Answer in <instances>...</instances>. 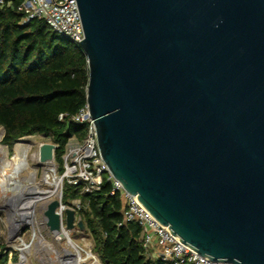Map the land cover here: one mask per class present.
Here are the masks:
<instances>
[{
    "label": "water",
    "instance_id": "1",
    "mask_svg": "<svg viewBox=\"0 0 264 264\" xmlns=\"http://www.w3.org/2000/svg\"><path fill=\"white\" fill-rule=\"evenodd\" d=\"M77 3L111 174L201 255L264 264V0ZM55 148L40 143L39 160ZM60 205L44 212L52 231ZM64 212L74 228L76 210Z\"/></svg>",
    "mask_w": 264,
    "mask_h": 264
},
{
    "label": "trees",
    "instance_id": "2",
    "mask_svg": "<svg viewBox=\"0 0 264 264\" xmlns=\"http://www.w3.org/2000/svg\"><path fill=\"white\" fill-rule=\"evenodd\" d=\"M4 1L0 6L2 142L11 151L21 137L35 133L50 136L56 144L58 171L63 173L70 138L83 139L87 129V122L73 119L87 106V56L76 42L60 36L44 19L24 22V14L17 9L21 0ZM73 199L81 204L79 215L104 263L169 264L145 253L142 227L138 222L124 221V200L119 192L112 193L106 175L100 190L92 193L64 180L62 201L68 204ZM9 259L0 244V264Z\"/></svg>",
    "mask_w": 264,
    "mask_h": 264
},
{
    "label": "built area",
    "instance_id": "3",
    "mask_svg": "<svg viewBox=\"0 0 264 264\" xmlns=\"http://www.w3.org/2000/svg\"><path fill=\"white\" fill-rule=\"evenodd\" d=\"M4 3V0H0V6ZM17 9L24 14V22L34 18L44 19L60 36L67 37L76 43L85 37L77 0H21ZM62 117L61 114L60 118ZM73 119L77 122H87V129L83 139L72 136L67 144L63 156L64 171L61 176L63 180L73 185H82L83 192L92 193L100 190L106 175L112 183V193L119 192L124 200V221H135L142 227V245L149 256L160 258L169 264H235L229 261H212L201 255L187 246L166 225L160 223L109 171L102 157L96 126L87 106L73 116ZM68 207L70 206L61 201L57 211L63 217ZM77 207L80 208L79 205Z\"/></svg>",
    "mask_w": 264,
    "mask_h": 264
},
{
    "label": "rangeland",
    "instance_id": "4",
    "mask_svg": "<svg viewBox=\"0 0 264 264\" xmlns=\"http://www.w3.org/2000/svg\"><path fill=\"white\" fill-rule=\"evenodd\" d=\"M5 130L0 125V144L4 145L3 150L6 151L5 159L10 160L14 154V146L11 151L6 144L2 142ZM22 142L25 144V158L30 166L31 170L35 171V179L37 183L44 188H51L52 185L44 181L45 165L39 162V145L42 142H52L50 136L35 133L21 137L16 142ZM54 167L57 177L61 179L59 185V192L49 199L41 200L35 209L34 222H28L21 224L16 228H12L10 225V217L17 210H19L20 201L11 196L12 191L9 189L4 191L0 190V244L4 247L5 251L9 253L10 259L6 264H19L21 262V256H24L22 264H61L62 260H66L67 249H72L68 239H58L55 233L47 225L46 216L44 214L48 203L56 198L62 201L63 183L64 180L61 177L62 173L58 171V164L54 160ZM10 191V192H9ZM63 202V201H62ZM66 204V203H64ZM81 206L77 199L71 200L68 204L70 207L76 210L75 227L68 229L70 238L82 248L81 253L83 260L80 264H93L99 262L103 264L102 259L99 257L95 248V241L91 234L85 227L81 229L78 226L77 221L81 219L78 212V205ZM82 220V219H81ZM64 226L65 212L63 213ZM23 242L29 243V248L20 250ZM90 252V255L87 254ZM14 256V258H12ZM154 257V256H152Z\"/></svg>",
    "mask_w": 264,
    "mask_h": 264
},
{
    "label": "bare ground",
    "instance_id": "5",
    "mask_svg": "<svg viewBox=\"0 0 264 264\" xmlns=\"http://www.w3.org/2000/svg\"><path fill=\"white\" fill-rule=\"evenodd\" d=\"M4 145L0 144V190H10L12 194L20 201L19 210L14 212L10 217V225L16 228L21 224L34 222L35 209L38 202L46 200L56 195L59 191L61 179L57 177L53 161H45L40 163L45 165L44 181L51 184V188L41 187L35 179V171L30 169V166L25 158V144L18 141L14 144V154L8 161L5 159L6 151L3 150ZM39 158V156H38ZM9 191V192H10ZM58 239L67 238L70 246L75 250L67 249L66 260H62L61 264H80L83 260L81 250L71 238L64 226L62 220L61 227L53 231ZM30 244L23 242L20 250L29 248ZM90 255V252H87ZM24 256H21L22 264Z\"/></svg>",
    "mask_w": 264,
    "mask_h": 264
}]
</instances>
